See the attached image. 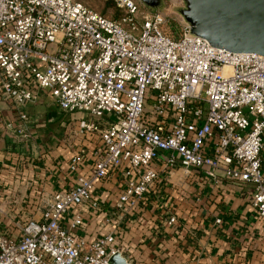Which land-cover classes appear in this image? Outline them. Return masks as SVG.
I'll list each match as a JSON object with an SVG mask.
<instances>
[{
  "label": "built area",
  "instance_id": "2783aa9c",
  "mask_svg": "<svg viewBox=\"0 0 264 264\" xmlns=\"http://www.w3.org/2000/svg\"><path fill=\"white\" fill-rule=\"evenodd\" d=\"M112 1L116 18L73 0H0V137L27 136L24 108L44 94L84 114L61 166L69 186L0 231V264H112L124 218L164 189L185 196L204 182L244 186L264 219V56L212 47L176 14ZM86 211L108 231L82 234ZM163 212L178 224L169 203Z\"/></svg>",
  "mask_w": 264,
  "mask_h": 264
},
{
  "label": "crops",
  "instance_id": "0c3cea01",
  "mask_svg": "<svg viewBox=\"0 0 264 264\" xmlns=\"http://www.w3.org/2000/svg\"><path fill=\"white\" fill-rule=\"evenodd\" d=\"M1 106L6 107L4 104ZM24 110L29 116L31 130L28 136H31L32 146L38 142L34 137L36 132H42L34 125L37 119L42 117L55 128H62L61 133L47 129L44 135L59 137V142L52 149L42 151L36 162L28 153H23L28 151L27 148L23 151L12 148L18 142L24 143L26 137L14 134L0 137V156L4 159L0 169V208L1 204L11 202L15 191H25L13 200L22 207L17 208L15 213L30 216L33 199L36 202L41 196L69 186L70 179L61 166L65 168L64 163L75 148L74 142L71 145L66 140L71 123L76 121H73L75 113L61 111L46 94ZM22 157L23 160L33 161L32 164L21 165ZM262 167L264 172V160ZM103 191V198L110 202L114 185L107 184ZM180 192L174 190L167 194L164 189L161 196L149 198L146 209L139 212L137 218L127 217L120 222L118 235L128 263L264 264V219L253 213L244 186L223 179L217 184L211 181L194 184L184 193L185 196H181ZM197 193L199 198L195 197ZM168 203L178 217V224L173 227L159 219ZM216 219H221V222L216 223ZM84 220L85 227L81 233L89 239L109 229L100 216H94L91 212H84ZM4 227L6 230L15 229L12 225Z\"/></svg>",
  "mask_w": 264,
  "mask_h": 264
},
{
  "label": "water",
  "instance_id": "95a60500",
  "mask_svg": "<svg viewBox=\"0 0 264 264\" xmlns=\"http://www.w3.org/2000/svg\"><path fill=\"white\" fill-rule=\"evenodd\" d=\"M143 7L162 12L165 0H137ZM178 15L191 35L212 47L235 53L264 56V0H182ZM112 264H130L126 255L115 254Z\"/></svg>",
  "mask_w": 264,
  "mask_h": 264
},
{
  "label": "rangeland",
  "instance_id": "374dc122",
  "mask_svg": "<svg viewBox=\"0 0 264 264\" xmlns=\"http://www.w3.org/2000/svg\"><path fill=\"white\" fill-rule=\"evenodd\" d=\"M73 1L80 2V3L84 4L85 6L93 9L97 13L104 14L108 17H115L116 15L118 16V14H119L118 11H116V9H115V6H114L112 0H73ZM165 3H166V7L162 11V13H164L168 16H172L173 14H176V10H175L176 7L182 6V0H174L172 2H168L165 0ZM44 110H46V109H44ZM82 115H84V114H82L80 112H76L75 113V119L73 121H78L82 117ZM41 116H44V114H41ZM70 120L71 119H69V121ZM36 121H37V123L34 124V125H36L35 127L40 128V130L42 129L41 133L36 132V128H34V130H33L36 132V135L34 137L38 140V142L34 143L32 146L31 145L32 139H31V136H28L29 135V133H28V135L25 136L26 138L23 139L24 143L18 142L17 144H14L12 146V148L16 151H20V150L23 151L24 148H27L28 151H25L23 153L25 155H27L26 153H28L29 157H33L35 159V162H36L37 158H40L42 151L52 149L54 144L59 142L58 141L59 137H53L51 135H49V136L44 135V133L47 131V129L52 128L53 130H55L57 132H59V131H60V133L62 132L61 127L55 128V126H52V124L45 122L42 117L40 119H37ZM73 126H74V122L71 123L70 128H72ZM32 129H33V127H32ZM29 130H31L30 127H29ZM50 133H53V131L52 132L50 131ZM58 135L59 134H57V136ZM3 136H5V135H3ZM21 140H22V138H21ZM72 140L73 139L70 138V136H67L66 141H69L71 145L73 144ZM33 142H34V140H33ZM19 153H21V152H19ZM20 162H21L20 163L21 165H26L27 163L32 164L31 162H33V161H30L27 159L23 160V157H22ZM24 193H25V191H21V193L15 191V193L13 194V195H15V197L10 200L11 201L10 203L1 204L0 209H2L4 211L0 213V231L3 232L6 229L4 227L6 225L8 227H10L11 225L16 227V224L21 225L26 220V218L31 216V214H30V216L29 215L27 216V214L25 216H21L20 213H15V210L17 208L20 209L22 207L20 206L19 203H16V202L14 203L13 200H16L17 198H19V196H17V195L21 196V194H24ZM28 209H29V207H28ZM8 211H11V213H9ZM4 232L7 233V231H4Z\"/></svg>",
  "mask_w": 264,
  "mask_h": 264
},
{
  "label": "trees",
  "instance_id": "16d2710c",
  "mask_svg": "<svg viewBox=\"0 0 264 264\" xmlns=\"http://www.w3.org/2000/svg\"><path fill=\"white\" fill-rule=\"evenodd\" d=\"M115 9H116V8H115ZM116 11H117V10H116ZM102 15H104V14H102ZM116 16H117V15H116ZM116 16H115V17H116ZM115 17H112V18H115ZM117 17H118V16H117ZM5 195H6V194H4V196H5Z\"/></svg>",
  "mask_w": 264,
  "mask_h": 264
}]
</instances>
